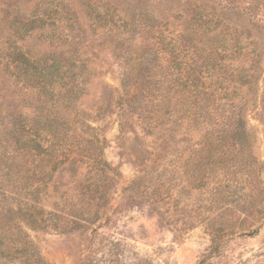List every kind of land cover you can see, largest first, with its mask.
Listing matches in <instances>:
<instances>
[{
    "label": "rangeland",
    "instance_id": "obj_1",
    "mask_svg": "<svg viewBox=\"0 0 264 264\" xmlns=\"http://www.w3.org/2000/svg\"><path fill=\"white\" fill-rule=\"evenodd\" d=\"M64 1L74 10L71 22L51 19L60 10L56 0H34L27 6L26 0L18 4L0 0V58L6 43L8 54L17 43L30 55L62 54L80 60L82 92L71 108L72 119L101 135L108 170L103 174L92 160L82 157L62 166L43 200L45 216L51 213L56 226L39 230L18 214L0 181L4 223L14 236L22 235L32 244L40 256L38 264H264V213L239 206L243 213L232 217L241 227L218 232L215 225L226 213L223 206L216 207L210 188L194 186L198 134L186 126L174 133L160 121L149 128L146 118L154 111V120L160 117L147 87L150 63L161 72L164 56L155 46L159 34L166 40L185 34L197 13L215 15L232 29L249 23L214 0ZM37 3H41V20L21 42L20 28L26 27L28 11L32 13ZM94 6L112 16L113 23L96 22ZM244 43L246 50L227 64L230 72H249L250 87L234 102L245 107L256 136L252 160L262 170L264 187V47L256 37ZM5 59L4 70L0 69V106L7 115L32 120L33 94L9 77V59ZM203 66L199 62L197 70ZM126 73L128 93L123 97ZM203 158L205 165L208 157ZM0 264L26 263L0 255Z\"/></svg>",
    "mask_w": 264,
    "mask_h": 264
},
{
    "label": "trees",
    "instance_id": "obj_2",
    "mask_svg": "<svg viewBox=\"0 0 264 264\" xmlns=\"http://www.w3.org/2000/svg\"><path fill=\"white\" fill-rule=\"evenodd\" d=\"M15 1L18 4L19 0ZM33 1L26 0V6ZM214 1L249 25L232 29L215 15L197 13L185 34L169 40L159 34L155 46L164 56L161 72L154 62L150 63L147 87L150 101L159 109L156 111L160 117L155 121L157 112L154 111L146 118L149 128L152 125L156 128L160 121L170 125L174 133L186 126L190 132L198 134L194 186L197 190L210 188L214 204L222 205L226 212L215 228L220 233H228L241 227L232 217L237 216V207L249 205V210L257 215L264 213L262 170L252 160V141L256 136L246 120L245 107L234 102V97L250 87L249 72L244 69L230 72L227 64L246 50L244 40L256 37L259 46L264 47V0ZM56 4L60 10L54 11L51 19L71 22L74 10L70 4L64 0H56ZM40 6L41 3H37L32 13L28 11L30 18L26 19V27L20 28L18 33L21 42L34 22L41 20ZM99 11L94 6L96 22L113 23L112 16ZM9 47V43L4 46L0 69L7 57L9 77L32 92L36 116L32 120L22 115L10 116L0 106L1 186L12 195L18 214L30 228L48 229L49 225H56L49 217L51 213L45 216L43 200L54 175L67 162L80 157L92 160L103 174L106 173L108 164L102 159L105 142L94 128L72 119L71 108L82 92L83 68L79 66V59H66L62 54L30 55L17 43L8 54ZM199 62L204 65L201 70H197ZM128 75L124 74L122 79L123 97L128 93L125 77ZM203 155L208 157L205 165H202ZM3 209L0 206V255L20 258L26 264L41 263L32 244L22 235L14 236L4 223ZM74 227L72 225L70 230Z\"/></svg>",
    "mask_w": 264,
    "mask_h": 264
}]
</instances>
